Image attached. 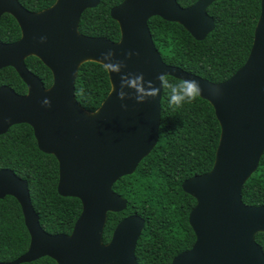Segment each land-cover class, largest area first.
<instances>
[{
    "label": "water",
    "instance_id": "water-1",
    "mask_svg": "<svg viewBox=\"0 0 264 264\" xmlns=\"http://www.w3.org/2000/svg\"><path fill=\"white\" fill-rule=\"evenodd\" d=\"M213 1L197 0L183 8L176 0H123L109 12L120 31L119 40L113 42L78 32L81 14L99 0H56L38 13L26 11L16 0H0V15L13 16L22 33L14 43H0V68H14L26 86L23 95L0 87V135L13 125H29L38 149L58 163L57 193L77 198L82 207L70 234H48L31 205L27 181L1 169L0 199L11 196L18 202L29 245L15 260L0 264L42 257L56 264H138L135 247L144 227L141 217L123 218L107 243L102 234L107 213L120 212L127 203L113 191V184L133 173L156 145L160 73L180 81H199L200 98L211 105L220 127L212 168L181 183L182 191L195 199L188 214L195 241L170 264H264V253L254 240L256 233L264 232V205H246L241 200L242 186L264 152V0H260L247 59L220 83L165 64L147 25L158 16L180 24L201 41L214 29L206 13ZM109 50L125 66L124 74L142 73L152 81L159 89L155 99L148 94L146 102L137 103L130 89L124 90L128 93L124 99H118L120 75L107 73L111 89L96 111L88 113L76 102L79 67L88 61L101 64V55ZM28 56L37 57L51 71L49 88L25 67ZM46 99L50 104L44 103Z\"/></svg>",
    "mask_w": 264,
    "mask_h": 264
},
{
    "label": "trees",
    "instance_id": "trees-1",
    "mask_svg": "<svg viewBox=\"0 0 264 264\" xmlns=\"http://www.w3.org/2000/svg\"><path fill=\"white\" fill-rule=\"evenodd\" d=\"M18 1L30 11H39L55 0ZM122 1L99 0L96 7L81 14L78 32L117 42L119 26L109 12ZM176 1L185 8L197 0ZM206 12L214 21V29L201 41L195 40L180 24L158 16L151 17L147 25L165 64L220 83L247 59L260 13V0H215ZM19 36L15 20L9 15L2 16L0 41H15ZM25 65L45 89L51 86L52 74L39 59L30 56L25 59ZM0 85L11 87L17 94L26 93L25 84L9 67L0 70ZM110 89L102 64L88 61L79 67L74 98L86 112L96 111ZM169 95V90L162 86L156 145L133 173L119 178L112 186L127 203L124 210L107 213L102 234L103 243H107L123 218L133 214L141 217L144 227L135 247L138 264H170L177 254L191 248L195 236L188 224V214L195 199L182 191L181 183L212 168L219 140L220 127L206 100L198 97L176 107L169 103ZM1 169L12 170L27 181L31 205L46 233L70 234L81 213V203L77 198L57 193L58 163L54 156L38 149L29 125H13L0 135ZM241 200L246 205H264V152L257 169L242 186ZM254 240L264 253V232L256 233ZM28 245L29 235L20 206L15 198L5 196L0 199V262L15 260L26 252ZM22 264L56 263L42 257Z\"/></svg>",
    "mask_w": 264,
    "mask_h": 264
},
{
    "label": "clouds",
    "instance_id": "clouds-1",
    "mask_svg": "<svg viewBox=\"0 0 264 264\" xmlns=\"http://www.w3.org/2000/svg\"><path fill=\"white\" fill-rule=\"evenodd\" d=\"M101 64L105 72L110 74L120 75L121 91L117 93L118 99H124L128 93L125 89H130L135 93L137 103H144L148 99V94H151L155 99L159 89L152 85V81H146L143 74H124V65L115 59L112 50L108 54L101 55ZM156 79L162 82V86L169 90V103L176 107L182 106L184 103H191L202 95L203 89L199 81L182 80L179 83L169 80L167 73H160ZM46 105L50 104L47 99L44 101Z\"/></svg>",
    "mask_w": 264,
    "mask_h": 264
},
{
    "label": "flooded vegetation",
    "instance_id": "flooded-vegetation-1",
    "mask_svg": "<svg viewBox=\"0 0 264 264\" xmlns=\"http://www.w3.org/2000/svg\"><path fill=\"white\" fill-rule=\"evenodd\" d=\"M17 1V3L22 7V8H24L22 5H21V3L18 1V0H16ZM56 2V0L54 1V3ZM177 2V1H176ZM53 3V4H54ZM52 4V5H53ZM178 4V3H177ZM194 4V3H193ZM192 4V5H193ZM52 5H50V6H48V7H46V8H44V9H42V10H39V11H30V10H28V9H26V8H24L26 11H28V12H32V13H38V12H41V11H43V10H46V9H48V8H50ZM191 6V5H190ZM181 7V6H180ZM189 7V6H188ZM184 8V7H183ZM207 13V12H206ZM4 15H9V16H11L9 13H6V12H3L1 15H0V18L2 17V16H4ZM14 20H15V22H16V24H17V26H18V28H19V31H20V36H19V38L17 39V40H15V41H11V42H4V41H0V43H3V44H11V43H14V42H16V41H18L20 38H21V28H20V26H19V24L17 23V21H16V19L13 17V16H11ZM28 57H30V56H28ZM28 57H26V58H28ZM33 57H35V56H33ZM25 58V59H26ZM37 58V57H36ZM38 59V58H37ZM24 64H25V60H24ZM45 66V65H44ZM7 67H9V68H12V67H10V66H6V67H2V68H0V70H2V69H4V68H7ZM25 67H26V65H25ZM27 68V67H26ZM13 70H14V68H12ZM28 70V69H27ZM29 71V70H28ZM14 72L18 75V73L14 70ZM29 72H31V71H29ZM51 72V71H50ZM32 73V72H31ZM33 74V73H32ZM52 74V73H51ZM18 78L21 80V78L19 77V75H18ZM22 81V80H21ZM23 82V81H22ZM1 86H7V85H0V87ZM7 87H9V86H7ZM9 88H11V87H9ZM12 89V88H11ZM13 90V89H12ZM14 91V90H13ZM15 92V91H14ZM16 93V92H15ZM19 95H21V94H19Z\"/></svg>",
    "mask_w": 264,
    "mask_h": 264
}]
</instances>
